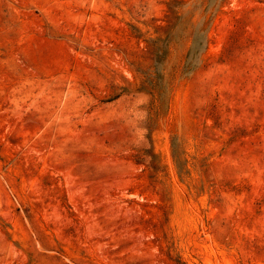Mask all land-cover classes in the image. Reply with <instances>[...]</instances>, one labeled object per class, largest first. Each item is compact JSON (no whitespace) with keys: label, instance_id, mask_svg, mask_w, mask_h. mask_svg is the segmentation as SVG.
<instances>
[{"label":"rangeland","instance_id":"obj_1","mask_svg":"<svg viewBox=\"0 0 264 264\" xmlns=\"http://www.w3.org/2000/svg\"><path fill=\"white\" fill-rule=\"evenodd\" d=\"M0 264H264V0H0Z\"/></svg>","mask_w":264,"mask_h":264}]
</instances>
